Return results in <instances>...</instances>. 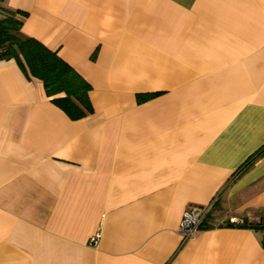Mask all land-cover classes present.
I'll return each instance as SVG.
<instances>
[{
    "label": "crops",
    "instance_id": "0c3cea01",
    "mask_svg": "<svg viewBox=\"0 0 264 264\" xmlns=\"http://www.w3.org/2000/svg\"><path fill=\"white\" fill-rule=\"evenodd\" d=\"M5 6L92 111L71 119L0 60V264H264V153L237 171L264 146V0ZM207 205L184 240L183 213Z\"/></svg>",
    "mask_w": 264,
    "mask_h": 264
},
{
    "label": "trees",
    "instance_id": "16d2710c",
    "mask_svg": "<svg viewBox=\"0 0 264 264\" xmlns=\"http://www.w3.org/2000/svg\"><path fill=\"white\" fill-rule=\"evenodd\" d=\"M0 0V60L15 58L24 70L39 79L52 102L62 109L71 119H79L92 111L88 82L56 51L49 49L34 37L21 30L23 13L5 6ZM149 95H137L142 102ZM264 153V146L253 153L237 171L250 168ZM257 227V224L248 225Z\"/></svg>",
    "mask_w": 264,
    "mask_h": 264
},
{
    "label": "built area",
    "instance_id": "2783aa9c",
    "mask_svg": "<svg viewBox=\"0 0 264 264\" xmlns=\"http://www.w3.org/2000/svg\"><path fill=\"white\" fill-rule=\"evenodd\" d=\"M210 208L211 205L193 206L183 213L177 231L184 240L190 238L199 230L205 220L206 215L210 211ZM257 224H260L263 227L261 245L264 247V223L262 224L260 221H257ZM98 236L99 234L95 233V235L91 238V244L95 245L97 243Z\"/></svg>",
    "mask_w": 264,
    "mask_h": 264
}]
</instances>
